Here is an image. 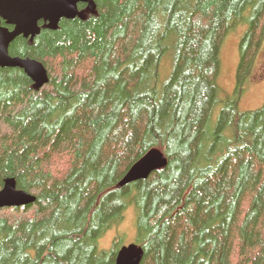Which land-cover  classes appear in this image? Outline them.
<instances>
[{"label":"trees","instance_id":"trees-1","mask_svg":"<svg viewBox=\"0 0 264 264\" xmlns=\"http://www.w3.org/2000/svg\"><path fill=\"white\" fill-rule=\"evenodd\" d=\"M92 1L10 44L47 69L42 88L0 68V190L13 179L35 197L0 209V264H113L122 238L99 240L129 208L139 264H264V104L238 110L264 0ZM243 24L222 100L220 51ZM152 149L166 166L119 187Z\"/></svg>","mask_w":264,"mask_h":264},{"label":"water","instance_id":"water-1","mask_svg":"<svg viewBox=\"0 0 264 264\" xmlns=\"http://www.w3.org/2000/svg\"><path fill=\"white\" fill-rule=\"evenodd\" d=\"M84 4L88 9H94L92 0H0V68H16L34 83L36 88H42L48 82V71L39 62L26 58L10 57L8 48L18 36L31 40L40 33L39 22L45 28L55 31L62 19L75 17L84 20L78 5ZM13 27L9 32L1 27V22ZM166 157L158 150L152 149L133 164L118 186L147 179L152 173L166 166ZM35 201L31 194L15 189L13 179H7L0 190V209L23 207ZM142 250L132 243L120 248L113 264H139Z\"/></svg>","mask_w":264,"mask_h":264},{"label":"rangeland","instance_id":"rangeland-1","mask_svg":"<svg viewBox=\"0 0 264 264\" xmlns=\"http://www.w3.org/2000/svg\"><path fill=\"white\" fill-rule=\"evenodd\" d=\"M246 30L243 24L227 35L220 51V72L216 81L219 88V97L224 99L233 95L236 86L237 67L239 62L238 45ZM264 38V37H263ZM167 65H163L161 78L167 76ZM264 104V41L258 53L253 78L246 85L244 93L239 101L238 110L240 112H252L260 109ZM120 236L122 246H127L135 242V212L129 208L123 215V221L108 230L99 240L100 251L111 249L113 240Z\"/></svg>","mask_w":264,"mask_h":264},{"label":"flooded vegetation","instance_id":"flooded-vegetation-1","mask_svg":"<svg viewBox=\"0 0 264 264\" xmlns=\"http://www.w3.org/2000/svg\"><path fill=\"white\" fill-rule=\"evenodd\" d=\"M41 23H42V22H39V24H38L39 27H40V30H41V26H40ZM42 24H44V23H42ZM44 26H45V24H44ZM1 27L6 28L9 32L13 31V27H12V26H8V25H6L3 21L1 22ZM18 37H22V38H23V36H18ZM18 37H17V38H18ZM34 38H35V37H34ZM34 38H33V39H34ZM15 39H16V38H15ZM15 39H14V40H15ZM23 39H25V40H31L30 38H28V39H27V38H23ZM33 39H32V40H33ZM14 40H13V41H14ZM13 41H12V42H13ZM12 42H11V43H12ZM11 43H10V44H11ZM9 46H10V45H9ZM8 49H9V48H8ZM8 54H9V53H8Z\"/></svg>","mask_w":264,"mask_h":264}]
</instances>
